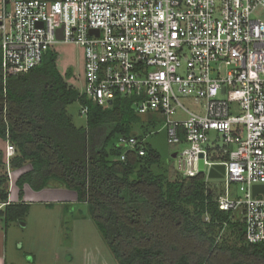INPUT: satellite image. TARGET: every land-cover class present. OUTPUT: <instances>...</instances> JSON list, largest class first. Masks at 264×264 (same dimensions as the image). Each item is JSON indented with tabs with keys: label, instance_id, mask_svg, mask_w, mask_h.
Returning a JSON list of instances; mask_svg holds the SVG:
<instances>
[{
	"label": "built area",
	"instance_id": "obj_1",
	"mask_svg": "<svg viewBox=\"0 0 264 264\" xmlns=\"http://www.w3.org/2000/svg\"><path fill=\"white\" fill-rule=\"evenodd\" d=\"M260 10L264 0H0L3 76L40 65L58 42L82 46V92L100 104L134 95L138 114L165 118L168 142L185 145L177 157L184 176L203 173L208 181L212 167L223 164L219 208L244 222L247 242H264V192L253 193L264 185ZM180 94L202 99V112L186 107ZM146 141L122 135L118 144L144 155ZM14 154L7 140L8 166Z\"/></svg>",
	"mask_w": 264,
	"mask_h": 264
},
{
	"label": "trees",
	"instance_id": "obj_2",
	"mask_svg": "<svg viewBox=\"0 0 264 264\" xmlns=\"http://www.w3.org/2000/svg\"><path fill=\"white\" fill-rule=\"evenodd\" d=\"M58 58L49 49L40 65L4 79L0 49V164L6 167L9 140V167L26 168L15 179L16 202L9 201L10 177L0 174L5 227L30 210L25 185L39 191L55 183L88 206L119 264H264V242H247L244 222L219 208V186L205 174L170 177L148 140L144 155L112 144L116 136H147L136 129L144 116L135 110L136 96L97 103L68 81L71 70L60 72ZM76 102L80 113L88 106L83 125L68 111Z\"/></svg>",
	"mask_w": 264,
	"mask_h": 264
},
{
	"label": "rangeland",
	"instance_id": "obj_3",
	"mask_svg": "<svg viewBox=\"0 0 264 264\" xmlns=\"http://www.w3.org/2000/svg\"><path fill=\"white\" fill-rule=\"evenodd\" d=\"M256 17L264 20V11L260 10ZM52 50L59 54L57 65L60 72L66 74L71 70L73 75L68 77V81L80 90L83 89L84 48L74 43L58 42L53 45ZM180 99L189 109L202 112V99L193 94H180ZM68 111L76 124H85L86 118L80 113L78 102L71 104ZM165 122L166 119L161 115L155 119L144 115L136 129L138 132H148L147 140L159 151L165 167L163 170L167 168L166 172L173 177L177 172V157L185 145L168 142ZM118 143L119 136H116L112 144ZM0 147L5 148L1 139ZM3 160L6 167L0 164L1 174L6 172L9 176L10 170V181L15 180L13 168L8 166L5 157ZM208 182L219 186L221 191L224 179L208 178ZM232 187L237 191L235 185ZM29 189L31 191H28L25 198L31 204L28 214L24 219L9 225V240H16L20 245L17 259L11 258L13 262L10 264H119L91 218L88 206L77 201L74 190L55 183L39 191L31 187Z\"/></svg>",
	"mask_w": 264,
	"mask_h": 264
},
{
	"label": "crops",
	"instance_id": "obj_4",
	"mask_svg": "<svg viewBox=\"0 0 264 264\" xmlns=\"http://www.w3.org/2000/svg\"><path fill=\"white\" fill-rule=\"evenodd\" d=\"M26 168H21V169H13L14 173H15V177L17 178L23 170H25ZM1 174V172H0ZM15 178V179H16ZM30 186L25 185L24 186V197L23 200L25 201V198L28 195V191H31L29 189ZM19 188L17 187L15 180H13V185H12V192H10L9 195V201L11 202H16L19 201ZM5 203H2L0 201V210H2L4 208ZM14 222L9 223V225L11 226V224ZM7 226V228L5 227V222H4V218L2 216H0V264H10V262L12 263V259L11 258H16L17 257V253H19V243L16 240H9L8 235L10 232V226ZM17 259V258H16Z\"/></svg>",
	"mask_w": 264,
	"mask_h": 264
},
{
	"label": "water",
	"instance_id": "obj_5",
	"mask_svg": "<svg viewBox=\"0 0 264 264\" xmlns=\"http://www.w3.org/2000/svg\"><path fill=\"white\" fill-rule=\"evenodd\" d=\"M61 31L62 30L60 29L59 30V37H62ZM199 169H200V172L204 171V161H203V159H201L199 161ZM224 173H225V166L223 164L214 165L212 167V169L210 170L208 176H209V178H217V179H219V178L223 177ZM260 191L264 192V185H254L253 186L254 195L256 193L260 192Z\"/></svg>",
	"mask_w": 264,
	"mask_h": 264
}]
</instances>
